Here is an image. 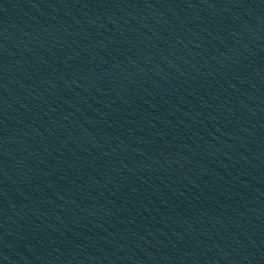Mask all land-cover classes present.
<instances>
[{"label":"water","instance_id":"95a60500","mask_svg":"<svg viewBox=\"0 0 264 264\" xmlns=\"http://www.w3.org/2000/svg\"><path fill=\"white\" fill-rule=\"evenodd\" d=\"M0 264H264V0H0Z\"/></svg>","mask_w":264,"mask_h":264}]
</instances>
